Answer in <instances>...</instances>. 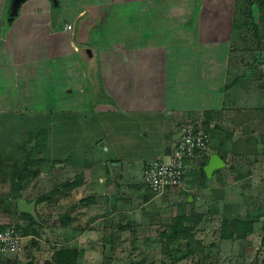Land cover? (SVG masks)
<instances>
[{
  "label": "crops",
  "instance_id": "0c3cea01",
  "mask_svg": "<svg viewBox=\"0 0 264 264\" xmlns=\"http://www.w3.org/2000/svg\"><path fill=\"white\" fill-rule=\"evenodd\" d=\"M57 1L60 15L53 27L50 0H27L16 18L9 16L11 0H0V110L29 105L40 110L56 107L67 124L76 119L84 123L90 116L91 123L97 111L128 114L133 120L140 116L146 124L159 116L160 146L153 153L154 159L143 155L137 161H124L129 167H121L116 175L98 158H59L55 153L51 155L54 163L47 168L44 158L49 156L37 153L36 159L44 162L35 163L36 168L29 173L40 179L52 167L55 183L45 202L57 215L58 230L54 233L68 234L59 237L61 242L56 245L65 247L67 238L88 235L89 227L85 229L83 224L91 226V222L97 225L91 233L101 236L99 243L103 244L109 231L106 191L116 196L119 189L141 188L138 182L141 175L144 183L145 164L166 161L178 144L180 127L187 122H200L210 135V144L204 154L186 162L180 187L163 195H170L175 207L186 200L199 206L208 196L233 191L235 204L246 206L239 218L254 220L252 233L246 238L250 241L258 234L256 223L264 221V204L257 205L259 200L255 203L252 194L264 187V63L259 64L264 55L248 54L242 69L233 63L235 56H230L228 46L235 9L248 5L249 0ZM261 14L264 19V11ZM66 25L71 27L69 31ZM222 42L225 46L221 51ZM96 73L99 83L93 80ZM258 74L262 75L259 82L254 81ZM144 134L127 137L128 142L138 144L148 138V131ZM108 139V145L103 142L102 147L115 153L111 161L119 168L120 145ZM213 158L216 163L218 158L220 165L210 169ZM99 165H104V173ZM186 171L191 172L187 178ZM27 181L28 177L21 176L14 184H7L10 191L5 194L13 198L10 211L0 212L5 215L4 224L13 216L26 232L23 238L33 241L27 254L18 256V264H38L34 258L39 246L34 245L39 238L34 233L39 229L14 211L15 204L24 200L34 203V213L42 215L45 202L36 207L34 198L38 195L30 198L34 184ZM15 184L18 191L11 190ZM229 203L234 202L229 199ZM67 214L69 225L63 227L60 219L65 220ZM261 232L264 235L263 227ZM79 245L84 250L81 241ZM2 259L0 256V262Z\"/></svg>",
  "mask_w": 264,
  "mask_h": 264
},
{
  "label": "rangeland",
  "instance_id": "374dc122",
  "mask_svg": "<svg viewBox=\"0 0 264 264\" xmlns=\"http://www.w3.org/2000/svg\"><path fill=\"white\" fill-rule=\"evenodd\" d=\"M22 8L23 5L20 12ZM250 8L247 5H238L234 13V24L247 21L246 15ZM257 15L260 16L261 13H257ZM7 16V14L4 16L5 21H7ZM260 21L263 23L262 19ZM234 26H232L228 42L229 54L230 56H235L233 63L242 66L243 69L248 54L260 53L264 55V24L258 23L259 32L256 36L253 30H249V32L245 31L242 34L244 36L236 35L237 32ZM6 28L3 30V37ZM224 46L222 42V48L219 47L221 51ZM221 51L219 53L222 56L223 53ZM263 63L264 61L259 62L260 65ZM93 80L99 83L100 75L96 73ZM260 80H262V75L258 74L254 78V81L259 82ZM45 108L40 110L29 105L19 110H7L6 108L0 110V154H2L1 156L4 159L15 158V160L13 159L14 161L5 162L3 165L5 173L0 177V195L8 193L10 188H8L7 184H14L13 180H19L21 176L28 177L30 181H27L28 185L29 183L30 185L34 184L32 189L29 190L31 193L30 198L51 193L50 191L55 183V174L52 167L48 169L50 172L45 173L44 177H40V179H38L36 174L26 173L21 175L19 171L21 169V159L25 151L22 150L21 143L29 144L33 137L34 140H32L30 146L33 147L35 143L38 146L36 150H33L34 154L42 152L45 156H49L44 158L45 164L48 165L47 168L51 163H54L52 162L53 157L51 155L54 156L55 153L59 158H64L65 156V158L71 159L73 156H76L78 159H80L79 157L87 158L88 160L98 158L103 163L106 162V169L111 171L113 175L118 174L121 167H129L128 165L130 164L124 161H137L142 159L141 156L143 155H146L149 159H154L153 153L160 146L158 142L160 136L158 126L160 124L159 116L153 118V120L150 119L151 123L146 124L140 116L134 118V121L133 117L128 114L122 115L113 111H100L99 113L97 111L95 117L91 119V123L88 121L91 118L90 116L87 121L84 117L86 121L84 123L76 119L75 122L73 120L71 124H67V119L58 116L60 111L58 108L52 107V112L47 110L51 107ZM60 122H63V124H60ZM78 128L80 129L79 131ZM123 129L126 131L122 132ZM145 131L149 133L147 139H140L139 137L138 144H131V141L128 142L127 137H145ZM108 138H110L111 142L114 141L120 145L118 147L119 160L117 161L119 168L113 165L111 161V159H115L112 156L114 152L102 147L103 142L108 145ZM149 146L154 151H151ZM33 159L35 160L36 157L34 156ZM47 160L49 161L47 162ZM44 161L41 160L39 165ZM26 166L29 169H35L37 165L33 162H28ZM98 167L104 173V165H99ZM100 172L102 171H98V173ZM189 174L191 172L185 174L186 178ZM139 177L138 183L141 185V188L135 185L134 190L129 188L126 191H120L121 189H119L116 191V196L113 195L112 191L109 190L110 193L106 191L108 198L107 226L109 225L110 229H112L110 232L116 235V241L113 243L109 258L105 259V255L103 256V246L99 243L101 236H97L93 232L91 233V231L97 228L95 222H91V226L90 224H83L85 229L89 227L87 229L88 235L86 234L83 238L78 236L73 238L72 236L71 238H67L68 241L67 244H64L66 245L65 247H58L56 244L61 242L59 237H64L68 234L64 233L60 235L58 232L54 233V230H58L56 221H54L57 215L53 214V210H55L53 206L49 202H45L43 208L40 209L42 213L40 216L42 225L39 226V231L34 233L39 238V241H35V245L33 244L35 247L39 246L38 256L34 258L37 263L44 264L48 261L52 264L51 261L56 250L66 247L80 248L78 246H80L79 242L81 241L83 243L84 254L80 264H174L169 262L170 256L162 253L160 241L166 237L167 223L177 213V207L172 205L174 201L170 199L171 196L168 194L152 195L151 201L143 204L142 197L138 195L146 194L147 189L144 186L141 175ZM259 188L253 190L252 193L255 203L259 200L257 205L260 202L264 204V187ZM18 189H20L19 185H16V188H11L14 191H18ZM135 190H139V193L135 194ZM223 192H216L215 198L208 196L209 198L205 200L206 204L204 202V204L201 203L199 206H186L188 212L194 214L196 219L197 217L199 218V214H201V218L195 227L196 236L193 240V254L175 264H264V246L261 244L263 236L261 229L264 226V221L256 223V227L259 228V235L256 234L250 238V241L246 238L234 241H223L220 239L219 225L222 219H237L244 216V210L246 211L245 204H235V194L233 191H227L225 195ZM247 198L245 197L244 200ZM229 199L234 203H229ZM246 202H248V199ZM4 217L5 215L0 212V226L4 224ZM9 219L10 223L8 225L10 227L19 229L22 235L26 233L13 216L10 215ZM127 224L129 226H126ZM118 226L122 227V229H119ZM115 228L118 229L116 230ZM52 233H54L53 236ZM24 238L21 252L10 256V258L13 256L22 258L24 257V253L27 254V250L32 247L31 242L33 241L29 242L30 239ZM146 238L152 239L149 244L145 243L144 240Z\"/></svg>",
  "mask_w": 264,
  "mask_h": 264
},
{
  "label": "trees",
  "instance_id": "16d2710c",
  "mask_svg": "<svg viewBox=\"0 0 264 264\" xmlns=\"http://www.w3.org/2000/svg\"><path fill=\"white\" fill-rule=\"evenodd\" d=\"M257 2V4H256ZM247 5V4H246ZM251 8L248 9L247 13V21L242 22L240 24H234V29L236 30V35L244 36V32H249V30H253L254 35L256 36L259 32V26L258 23L261 24V19L264 22V19L262 18V14L260 16L257 15V13H261V11H264V0H249L248 5ZM261 18V19H260ZM206 129V128H205ZM36 137V136H35ZM32 140H34V137L31 138V141L29 144L21 143L22 150L24 151V154L22 156V162H21V169L20 174L29 173L30 169L26 164L28 162H33L34 164L37 163L40 160H34L33 157L37 155L34 154L33 150L37 149V144L35 143L33 147L30 146ZM42 146V145H41ZM0 154V177L3 176L5 173L3 165L5 162L14 161L15 158H6L4 159ZM25 156V157H24ZM14 159V160H13ZM43 161V159H41ZM35 161V162H34ZM202 174L205 177L206 174L202 170ZM52 191V190H51ZM50 191V192H51ZM49 192V193H50ZM152 195H155L151 192V190L147 187V193L142 197V203L146 204L148 201H150V198ZM12 197L7 194L0 195V211L1 212H9L10 211V204L12 201ZM36 207L39 204H42L43 202L47 201L49 197L47 194L38 195V197L34 198ZM185 204L189 205L192 204V202L185 201ZM185 204H178L177 206V213L172 216L167 225V234L166 237L161 239V251L163 254L170 256V263H178L182 259L188 258L191 254H193V244H194V237L196 236L195 227L197 222L201 218V214H199V218L194 217V214H190L188 211H186ZM14 211L16 214H18L17 205L15 204ZM20 217H25L29 220V226H34L37 230L39 226H41V219L37 213H35V217H32L28 214L21 213ZM203 217V216H202ZM64 219H60V222L63 227L68 226L69 222V215L67 214ZM67 222V223H66ZM253 223L254 220L248 219H222L220 225H219V237L223 241H234V240H241L245 239L252 233L253 230ZM126 226H129L127 224ZM108 227L109 231L110 226ZM3 228V225L0 226V230ZM113 228V227H111ZM119 229H122V227L118 226ZM118 228H115L116 230ZM17 231L19 229L14 228ZM263 232H264V226H263ZM115 234H112L111 232L103 238V256L105 254V248L106 246H109L110 251H112L113 243L115 240ZM151 238H146L145 243L149 244L151 242ZM261 244L264 246V235L261 239ZM84 251L77 247H71V248H60L59 250H56L54 252V256L52 258V264H80L81 260L83 258ZM105 258V256H104ZM107 259V258H105ZM4 262L7 263H14L18 264L20 260H18V256L7 257L6 259H2ZM1 261L0 263H2ZM44 264H51L50 262H45Z\"/></svg>",
  "mask_w": 264,
  "mask_h": 264
},
{
  "label": "built area",
  "instance_id": "2783aa9c",
  "mask_svg": "<svg viewBox=\"0 0 264 264\" xmlns=\"http://www.w3.org/2000/svg\"><path fill=\"white\" fill-rule=\"evenodd\" d=\"M71 27L65 26L69 31ZM210 135L200 122L184 123L179 130V141L166 161L152 160L143 169L144 183L155 195H163L167 191L180 187L187 161L194 159L208 149ZM22 234L4 224L0 230V256L3 258L16 255L22 250Z\"/></svg>",
  "mask_w": 264,
  "mask_h": 264
},
{
  "label": "water",
  "instance_id": "95a60500",
  "mask_svg": "<svg viewBox=\"0 0 264 264\" xmlns=\"http://www.w3.org/2000/svg\"><path fill=\"white\" fill-rule=\"evenodd\" d=\"M27 0H11V5H10V12L9 16L12 18L17 15L18 10L20 6L25 3ZM53 4V9L50 12V19H51V24L54 27L58 21L59 15H60V10L58 8V1L57 0H50ZM214 162L216 161V158L212 159ZM218 158H217V163L215 162L214 164H210L208 168L213 169L218 167L220 164H218ZM17 209L20 213L28 214L32 217H35L34 213V203H26L24 200H20L17 203ZM111 256L110 254V248L109 246H106L105 248V258H109Z\"/></svg>",
  "mask_w": 264,
  "mask_h": 264
}]
</instances>
